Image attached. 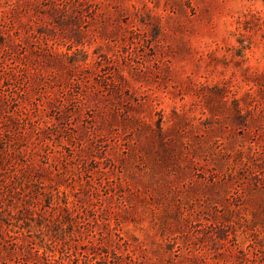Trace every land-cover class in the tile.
I'll return each instance as SVG.
<instances>
[{
  "label": "rangeland",
  "instance_id": "rangeland-1",
  "mask_svg": "<svg viewBox=\"0 0 264 264\" xmlns=\"http://www.w3.org/2000/svg\"><path fill=\"white\" fill-rule=\"evenodd\" d=\"M0 264H264V0H0Z\"/></svg>",
  "mask_w": 264,
  "mask_h": 264
}]
</instances>
